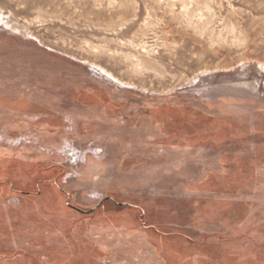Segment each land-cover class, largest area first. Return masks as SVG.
<instances>
[{
	"label": "rangeland",
	"instance_id": "rangeland-1",
	"mask_svg": "<svg viewBox=\"0 0 264 264\" xmlns=\"http://www.w3.org/2000/svg\"><path fill=\"white\" fill-rule=\"evenodd\" d=\"M0 152L48 156L63 204L114 199L51 217L99 245L68 261L161 264L156 235L182 264H264V0H0Z\"/></svg>",
	"mask_w": 264,
	"mask_h": 264
},
{
	"label": "crops",
	"instance_id": "crops-1",
	"mask_svg": "<svg viewBox=\"0 0 264 264\" xmlns=\"http://www.w3.org/2000/svg\"><path fill=\"white\" fill-rule=\"evenodd\" d=\"M37 156L36 161L32 160L27 163V157L13 155L9 152H0V263L4 258L28 256L29 259L25 262L26 264H79L80 260L74 254H69L72 259L68 261V249L73 248L74 250L80 243V239L81 241L85 240L86 244L81 243L84 247L89 248L90 246V248L92 247L91 250L94 251L99 249V245L93 244L94 236L91 233H87L82 238L77 232L79 225L76 226L74 221L70 222V225L71 230L76 231V233L71 232L73 234H68L66 232L65 235L53 233L55 229L50 228L51 217L54 218V216L65 214L67 209L77 213L80 212L73 207H66V203L63 204V200L67 196L61 186V176L64 171L52 165L48 156L40 154ZM11 198H16L18 201H11ZM18 214H21L26 219V223L33 225L31 232L26 234L12 231L4 232L3 225L15 223ZM37 216L42 217V221L35 220ZM110 218L114 217L110 216ZM122 220L131 222L129 215ZM39 224L46 226H44L43 234L34 232V226ZM126 224L124 223L120 231L123 235L128 234L129 236L131 233L126 228ZM115 228L112 222V226L109 228L112 236L115 234ZM150 235L151 233L149 235L145 234L144 237ZM112 236L109 235L108 237L107 235L108 242L104 249L107 258L110 257L109 253L111 254V251H114V244L112 242L109 243V241H113ZM152 239L153 245L149 244L145 238L143 239L145 241L143 244L144 246H151L155 257L161 258V264H182L177 248L174 247L175 250L173 252L168 250L170 246V243H168L166 249L160 236L154 235ZM52 240H56L58 243L62 242L58 245L57 261H53V255H51L55 254L54 250L51 249ZM88 241H91L93 246ZM24 246L28 249V253L22 251L21 247ZM86 261L87 264H116L118 262L111 259L105 262L104 260H98V258L87 259ZM126 263L123 262L121 264ZM150 264L160 263L155 260L150 262Z\"/></svg>",
	"mask_w": 264,
	"mask_h": 264
},
{
	"label": "water",
	"instance_id": "water-1",
	"mask_svg": "<svg viewBox=\"0 0 264 264\" xmlns=\"http://www.w3.org/2000/svg\"><path fill=\"white\" fill-rule=\"evenodd\" d=\"M69 199H70V197H69ZM69 199H68V201H67V206H69V207H73L74 209H76V210L79 211L80 213H84V214H92V213H94L98 208H100L103 204H105L107 201H109V200H114V199L108 197V198H106L105 200H103V201H102V202H101L96 208H94V209H92V210H89V211H84L83 209L78 208V207H76V206L70 204ZM120 205H123V204H120Z\"/></svg>",
	"mask_w": 264,
	"mask_h": 264
},
{
	"label": "built area",
	"instance_id": "built-area-1",
	"mask_svg": "<svg viewBox=\"0 0 264 264\" xmlns=\"http://www.w3.org/2000/svg\"><path fill=\"white\" fill-rule=\"evenodd\" d=\"M70 156H71V157H74V160L77 161L78 156H77L75 153H74V154H71Z\"/></svg>",
	"mask_w": 264,
	"mask_h": 264
},
{
	"label": "bare ground",
	"instance_id": "bare-ground-1",
	"mask_svg": "<svg viewBox=\"0 0 264 264\" xmlns=\"http://www.w3.org/2000/svg\"><path fill=\"white\" fill-rule=\"evenodd\" d=\"M69 153V152H68ZM73 153V152H72Z\"/></svg>",
	"mask_w": 264,
	"mask_h": 264
}]
</instances>
